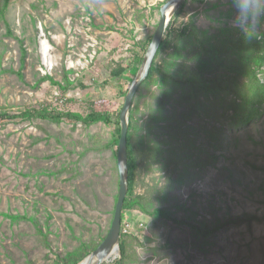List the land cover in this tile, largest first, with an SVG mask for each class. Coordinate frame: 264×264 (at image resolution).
<instances>
[{
  "label": "rangeland",
  "instance_id": "1",
  "mask_svg": "<svg viewBox=\"0 0 264 264\" xmlns=\"http://www.w3.org/2000/svg\"><path fill=\"white\" fill-rule=\"evenodd\" d=\"M163 2L0 0V113L86 114L97 100L119 111ZM232 16L229 0H187L171 47L157 58L173 56L166 71L134 96V194L175 221L138 207L125 212L134 227L127 264H264V102L247 126H232L225 108L234 91L191 93L184 79L195 64L194 40L177 37L191 17L201 37L233 28ZM118 65L125 71L112 76ZM217 73L235 75L226 67ZM256 74L264 85V65ZM110 135L101 122L0 120V264H63L67 252L102 240L118 190ZM202 223L207 236L190 226Z\"/></svg>",
  "mask_w": 264,
  "mask_h": 264
},
{
  "label": "trees",
  "instance_id": "2",
  "mask_svg": "<svg viewBox=\"0 0 264 264\" xmlns=\"http://www.w3.org/2000/svg\"><path fill=\"white\" fill-rule=\"evenodd\" d=\"M167 1V0H165ZM187 0L177 10L175 16L169 22L164 37L161 41L159 49L154 57L152 65L149 69V73L144 80L147 82L154 79L157 73L166 71V64L171 61L173 56H170L167 60L162 61L160 64L157 61L161 52H164L166 48L171 47V34L173 33L172 23L183 11V8ZM7 3V2H6ZM7 31L10 32L9 28ZM199 32L196 30L195 21L193 17L189 19L184 26L181 27L178 38L193 39V53L195 55V64L189 68L188 74L184 81L189 85L190 91L196 94L198 91L207 96L210 92H215L217 88L223 87L225 89L232 88L234 91V98L228 103V107L225 108V113L233 122L232 126L238 127L247 126L250 121L260 115V109L264 102V85L260 83L257 77V70L264 65V38L247 39L239 30L235 28L225 27L221 29L219 35H208L204 33L200 37ZM151 40V36L141 46L139 52L134 56L136 64L131 69L132 77L135 75L143 55L147 49V46ZM173 54L176 53V49H173ZM219 67H226L234 72L235 75L225 74L218 78L214 74ZM125 71L122 66H117L111 72L112 76H121ZM18 75L22 76L21 70H18ZM213 75L212 77H210ZM240 76L245 78L240 79ZM164 80V77H160ZM48 79L52 83H56L51 77ZM143 82V83H144ZM129 88V84L121 90V94L124 96ZM102 100L92 101L91 107L86 114L78 112H51L43 108L40 110L24 111L19 115H12L6 112L0 113V120L14 117L22 118H40L51 121L61 122L64 119H69L74 123H83L85 125H91L98 122L104 123L111 127V135L108 143L105 147L113 149L114 156L116 158V147L119 140V111H111L109 108L102 104ZM131 113V112H130ZM229 113V114H228ZM131 114L129 117V128L127 133V167H128V192L124 199V204L121 212V226L125 223V212L138 207L142 212L148 213L154 217L172 218L171 213L165 208L154 207L149 211L144 205L143 200L139 195L134 194V178L137 165V157L134 150V146L131 142ZM117 195L115 197L116 201ZM250 219V218H249ZM253 219V218H251ZM250 219V220H251ZM194 231L197 235L207 236L210 234L203 223L201 226L195 227ZM127 233H120V252L121 256L113 264H127ZM98 244H96L88 252H81L79 249L69 251L66 254L63 264H76L82 260L91 250H93ZM105 264V263H104Z\"/></svg>",
  "mask_w": 264,
  "mask_h": 264
},
{
  "label": "water",
  "instance_id": "3",
  "mask_svg": "<svg viewBox=\"0 0 264 264\" xmlns=\"http://www.w3.org/2000/svg\"><path fill=\"white\" fill-rule=\"evenodd\" d=\"M186 0H167L159 7V20L151 40L143 55L142 61L124 95L123 104L119 110V140L116 147V165L118 171V190L114 205L113 216L109 228L98 243L82 260L76 264H113L121 256L120 233H121V212L124 199L128 192V167H127V133L129 128L130 110L134 96L146 79L154 57L164 37L166 28L175 16L177 10Z\"/></svg>",
  "mask_w": 264,
  "mask_h": 264
},
{
  "label": "clouds",
  "instance_id": "4",
  "mask_svg": "<svg viewBox=\"0 0 264 264\" xmlns=\"http://www.w3.org/2000/svg\"><path fill=\"white\" fill-rule=\"evenodd\" d=\"M232 27L247 39L264 38V0H229Z\"/></svg>",
  "mask_w": 264,
  "mask_h": 264
},
{
  "label": "built area",
  "instance_id": "5",
  "mask_svg": "<svg viewBox=\"0 0 264 264\" xmlns=\"http://www.w3.org/2000/svg\"><path fill=\"white\" fill-rule=\"evenodd\" d=\"M139 225L142 226V223ZM133 229L134 227L127 221H125V223L121 226V232L123 233L131 234L134 231Z\"/></svg>",
  "mask_w": 264,
  "mask_h": 264
}]
</instances>
